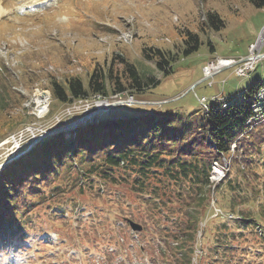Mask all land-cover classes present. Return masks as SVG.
<instances>
[{"label": "rangeland", "instance_id": "1", "mask_svg": "<svg viewBox=\"0 0 264 264\" xmlns=\"http://www.w3.org/2000/svg\"><path fill=\"white\" fill-rule=\"evenodd\" d=\"M30 5L5 0L8 16H0V81L5 75V91L14 98L0 111V169L44 139L58 132L68 138L77 124L96 120L90 118L98 115L94 112L84 113L83 118L64 116L69 104L52 100L50 82L79 76L86 84L95 68L121 70L117 56L155 84L137 94L127 92L121 100L133 95L136 103L115 105L105 113L108 117L172 111L192 118L195 128H200L209 106L205 108L198 99L211 104V99L238 95L264 78V58L245 77L235 74L238 65L210 78L202 70L218 58H245L250 44H257L264 54V37L260 39L264 6L256 8L249 0H39ZM208 12L219 15L218 29L205 26ZM186 31L199 37L198 48L174 62L171 73L164 75L154 61L144 59V47L179 52ZM114 96L109 94L108 99L118 100ZM77 104L72 110L87 105V100ZM62 118L66 119L57 124ZM25 132L30 138L19 143L15 136ZM212 149L203 148L202 156L214 157ZM251 156L252 160L246 159ZM216 158L218 164L212 158L211 184L206 187L207 210L217 198V206L234 219L203 215L193 240L174 237L182 235L179 220L184 219L185 226L187 212L196 206L194 194L182 190L179 197L176 186H170L166 196L153 202L133 189L135 172L120 163L116 181L81 178L66 170L63 177L38 186L40 199L35 195L23 203L22 194L17 205L20 213L14 216L16 226L0 232V264H128L130 260L131 264H184V255L176 247L184 241L193 247L191 264H264L262 112L246 134L237 137L230 152ZM6 218L15 221L9 214ZM125 219L142 226L138 237Z\"/></svg>", "mask_w": 264, "mask_h": 264}, {"label": "trees", "instance_id": "2", "mask_svg": "<svg viewBox=\"0 0 264 264\" xmlns=\"http://www.w3.org/2000/svg\"><path fill=\"white\" fill-rule=\"evenodd\" d=\"M249 1L256 8L264 6V0ZM209 24L218 29L222 24L219 15L208 12L205 26L209 27ZM186 35L187 38L183 36L179 52L170 54L160 48L144 47V59L154 61L156 68L164 75L171 73L174 62L198 48L199 37L188 31ZM117 59L121 70L112 67L107 70L95 68L89 73L86 84L79 76H71L63 82L52 80V100L66 105L96 94L104 97L121 92L137 94L135 91L143 92L148 85L155 84L152 78H143L136 67L123 57L117 56ZM2 80L0 111L14 100L5 91V75ZM257 103L264 104V78L238 95L228 96L224 101H213L208 110L204 111L205 117L200 128H195V120L192 118L185 119L172 111L145 112L137 117L103 116L71 130L68 138L59 132L44 139L29 153L0 169V210L5 208L0 213V232L4 233L6 229L16 226L14 216L20 213L17 205L22 194L25 193L23 203L27 197L34 198L35 195L40 199L38 186L51 178L54 181L63 177L66 170H73V174L81 178L97 177L103 181H116L115 172L123 162L124 168L135 172L133 189L141 195H147L153 202L166 196L170 186H176L175 191L179 197L183 195L182 190H186L190 196L194 194L192 203L196 206L187 212L185 226L184 219L179 220L178 231H182V235L174 237L175 240H193L200 219L209 211L205 201L212 158L217 160L218 155L229 153L237 137L246 134L251 124L248 121L254 120L253 106ZM53 108L52 105L50 111ZM262 116L264 118V108ZM19 123L11 124L8 128ZM212 142L215 147H211ZM210 147L213 148L210 153L214 157L202 156L203 148ZM246 159L252 160L253 157ZM8 214L15 221L10 223L6 218ZM176 247L184 255V264H191L192 245H186L184 241L183 245L177 244Z\"/></svg>", "mask_w": 264, "mask_h": 264}, {"label": "built area", "instance_id": "3", "mask_svg": "<svg viewBox=\"0 0 264 264\" xmlns=\"http://www.w3.org/2000/svg\"><path fill=\"white\" fill-rule=\"evenodd\" d=\"M254 61H255V57L250 56L247 62H245L241 67L237 68L236 73L240 76L245 75L247 73V71L252 68ZM231 62H234V61L233 60H227V61L223 62L222 65L228 66V65H230ZM216 68H213V69H216ZM201 101L204 102V99H202ZM84 106H88V102H87V105H84Z\"/></svg>", "mask_w": 264, "mask_h": 264}, {"label": "bare ground", "instance_id": "4", "mask_svg": "<svg viewBox=\"0 0 264 264\" xmlns=\"http://www.w3.org/2000/svg\"><path fill=\"white\" fill-rule=\"evenodd\" d=\"M19 1H21L22 3H24V4H27V3H29V2H32V5L33 4H36L39 0H19ZM4 4H5V0H0V16H2V15H4V14H7L8 12L7 11H4ZM7 4H10V3H7ZM32 5H30V6H32ZM20 8H24L23 6H21ZM7 16H8V14H7ZM263 31V30H262ZM264 36H261L260 37V39L261 38H263ZM260 42H261V40L260 41H258V44H260ZM215 67V65H212V67H208L207 68V70H205V73H207V72H209L210 73V70L211 69H213ZM263 94V93H262ZM96 97H99V96H96ZM41 99H42V97H40V95H38V97H36V101H38V102H40L41 101ZM87 102H88V100H87ZM89 104V103H88Z\"/></svg>", "mask_w": 264, "mask_h": 264}, {"label": "water", "instance_id": "5", "mask_svg": "<svg viewBox=\"0 0 264 264\" xmlns=\"http://www.w3.org/2000/svg\"><path fill=\"white\" fill-rule=\"evenodd\" d=\"M116 104L114 103V104H111V105H109V106H115ZM128 223H129V226L131 227V229L133 230V231H135V232H139V231H141L142 230V226L140 225V224H137V223H134V222H132V221H128Z\"/></svg>", "mask_w": 264, "mask_h": 264}]
</instances>
